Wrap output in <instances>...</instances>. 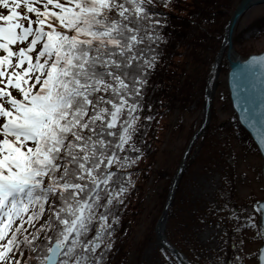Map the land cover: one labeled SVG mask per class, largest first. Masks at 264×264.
<instances>
[{"label": "snow or ice", "instance_id": "6c2138e0", "mask_svg": "<svg viewBox=\"0 0 264 264\" xmlns=\"http://www.w3.org/2000/svg\"><path fill=\"white\" fill-rule=\"evenodd\" d=\"M168 5L0 0V264H107L153 119L150 79ZM246 63L262 69L250 124L264 125V54ZM259 145L264 152V136ZM229 218L234 232L264 237V201ZM243 259L220 250L208 264Z\"/></svg>", "mask_w": 264, "mask_h": 264}, {"label": "rangeland", "instance_id": "374dc122", "mask_svg": "<svg viewBox=\"0 0 264 264\" xmlns=\"http://www.w3.org/2000/svg\"><path fill=\"white\" fill-rule=\"evenodd\" d=\"M263 15L264 3H260L250 7L238 20L232 46L234 56L242 58L248 53L264 49V26L260 27L255 36L251 32L254 21ZM247 31L252 36L236 41L237 36L242 33L245 35ZM227 66L224 47L213 82L211 115L206 125L209 130H213L212 141L209 144L202 141L201 135L205 127L192 146L187 158L189 164H186L175 189L176 204L170 213L172 215L175 211L178 217L176 215L174 221L167 219L164 225L167 238L185 256L190 255L189 260L195 264H208L213 255H220V250L224 257L226 255L229 237L227 231H234L236 226L234 219L224 214L227 207H224L222 193H229L234 202L233 206L239 208H243L244 204L251 208L253 202L264 196L260 171L262 157L256 145L250 136L239 138L234 134L236 132L229 130L234 127L233 123L237 122V118L231 107L226 86ZM201 117L202 105L193 111L173 107L160 117L157 142L159 151L152 166L154 171L165 169L172 172L173 176L186 142L199 125ZM228 149L233 162L232 191L228 190L230 171L225 160ZM163 186L164 179L156 180L154 172L148 175L146 185L145 181L142 183V204L136 209L137 214L130 218L131 232L126 236V241L121 243L119 254L114 259L107 260V264H118V259L122 260L119 261L120 264H178L170 262L173 257L158 245L154 234L155 221L162 209L161 207L158 213V192ZM215 207L221 210L215 211ZM256 219L258 223V216ZM153 220V232L148 234L147 229ZM204 233L207 238L203 237ZM240 235L243 264H256V252L261 243L258 229L245 226L242 227ZM162 251L167 253V259L161 255Z\"/></svg>", "mask_w": 264, "mask_h": 264}, {"label": "trees", "instance_id": "16d2710c", "mask_svg": "<svg viewBox=\"0 0 264 264\" xmlns=\"http://www.w3.org/2000/svg\"><path fill=\"white\" fill-rule=\"evenodd\" d=\"M239 0H169L167 7L161 6V11L167 13L169 24L165 27L164 33L167 36L166 42L160 46V60L150 79V99L153 104V119L148 122V127L145 129V135L142 136L144 145L141 151L144 153L139 160L129 169L133 173V185L129 188L126 194L122 211L120 215V223L115 232L116 240L114 248L109 254V259H114L119 254V248L122 247V242L126 241V236L131 232L132 224L130 218L137 214V210L142 204L143 188L142 183L146 185V179L149 174L154 172L156 180L164 179V186L158 192L159 209L163 205L166 192L172 178V172L165 169L153 170V163L156 159V154L159 151L158 142V126L159 119L163 114H167L177 107L193 111L200 108L203 103L204 88L208 73L211 69L214 56L218 51L223 39L224 29L227 20L229 19L232 10ZM261 26H264V15L254 21V26L251 32L253 36ZM235 32V30H234ZM250 33H243L237 36V40L243 37L252 36ZM235 38V33L232 36V44ZM211 115V114H210ZM234 127L229 128L234 131L239 138L249 136L248 132L239 124L233 123ZM232 131V132H233ZM244 133H243V132ZM191 135V134H190ZM213 130L206 127L201 138L204 143H210ZM226 167L230 171V184L228 190L232 191L234 173L232 169V155L229 149L225 157ZM187 162V166H188ZM176 193V192H175ZM174 194L171 206L168 210V218L170 221L176 219L173 212L175 206ZM222 200L227 208L224 209V214L229 217V209L235 210L240 214L239 207L233 206L234 202L228 194L222 193ZM252 207V206H251ZM244 209H251L247 204L243 205ZM132 210L129 212V210ZM171 212V213H170ZM170 215V216H169ZM178 217V215H177ZM153 222H151L147 231L148 234L153 232ZM235 226L237 222L234 219ZM242 229V228H241ZM240 229V231H241ZM240 231L234 232L228 230L229 234L227 242V250L225 258H230L235 251L241 250L242 237ZM124 235V236H123ZM233 241H237L236 247H233ZM119 243L121 245H119ZM145 244V242H144ZM176 244V243H175ZM121 251V250H120ZM121 255V254H120ZM190 257V255H188ZM191 258V257H190ZM122 262L121 259H118ZM169 262V261H168ZM175 263L174 259L170 260Z\"/></svg>", "mask_w": 264, "mask_h": 264}, {"label": "water", "instance_id": "95a60500", "mask_svg": "<svg viewBox=\"0 0 264 264\" xmlns=\"http://www.w3.org/2000/svg\"><path fill=\"white\" fill-rule=\"evenodd\" d=\"M260 3H264V0H239L226 22L222 42L217 53L215 54L210 73L206 79L202 104V117L200 123L186 142V145L181 153L178 165L171 178L162 209L155 221L154 234L158 245L162 249L166 250L178 264L195 263L189 260V258L185 256L178 248H176L175 245L167 238L164 231V225L167 220L168 209L171 206L175 189L185 169L188 155L192 149V146L200 137L206 125L209 123L213 82L216 77L218 63L224 47L229 65V72L227 77L229 81L232 82L231 90L233 92L232 99L235 104V110L239 122L250 133L253 142L255 143L258 151L261 154V175L264 187V152L261 151L259 145V137L264 136V125H261L258 121L254 125L250 124V120L252 119V100L256 98V93L252 91L251 84L253 81L259 80L262 69L260 68L259 64L249 65L246 63L247 61H245V59H241L238 56H236L235 59H231L229 56L232 52V36L238 20L250 7ZM259 54H264V51L260 52ZM234 85L236 86L235 88ZM256 201H264V196L262 199ZM261 238L262 243L259 248L264 246V237ZM259 248L256 252L257 264H259Z\"/></svg>", "mask_w": 264, "mask_h": 264}, {"label": "bare ground", "instance_id": "6f19581e", "mask_svg": "<svg viewBox=\"0 0 264 264\" xmlns=\"http://www.w3.org/2000/svg\"><path fill=\"white\" fill-rule=\"evenodd\" d=\"M232 46H233V44H232ZM229 56H230L231 59H235V57H236V56L233 55V51L230 53ZM190 152H191V151H190ZM189 154H190V153H189ZM188 156H189V155H188ZM261 163H262V161H261ZM262 183H263V181H262ZM203 237H204V238H207V234L204 233V236H203ZM260 238H261V236H260ZM260 244H261V243H260ZM258 247H259V246H258ZM256 260H257V256H256Z\"/></svg>", "mask_w": 264, "mask_h": 264}]
</instances>
